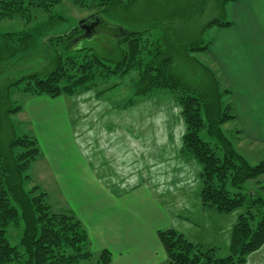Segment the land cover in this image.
I'll list each match as a JSON object with an SVG mask.
<instances>
[{"label":"trees","instance_id":"1","mask_svg":"<svg viewBox=\"0 0 264 264\" xmlns=\"http://www.w3.org/2000/svg\"><path fill=\"white\" fill-rule=\"evenodd\" d=\"M70 1L79 8L93 10L88 17L95 16L87 22L92 25L96 20L105 21L103 13L113 6L120 4V8L129 7L137 0ZM141 1H144V6L147 5L148 0ZM153 1L157 6L156 0ZM231 1L236 0H221L222 17L208 20L202 32L208 28L234 24L226 19V4ZM60 2L0 0V21L21 18L25 26H29L36 13L41 11L50 22L55 16L53 10ZM176 4L174 2L171 6L174 9L169 11L159 7L145 11L148 14L154 11L156 16L164 17L162 23L164 28L172 29L171 36L166 29L162 37L155 41L150 38L152 27L138 29L123 25V36L117 42L125 46L121 47L120 59L116 64L106 62L90 49L74 48L73 52L68 51L69 48L72 50L76 37H73V33L80 31L79 25L69 33L50 38V44L67 41L53 56V44H48L50 48L43 51L45 59L52 61L54 66L47 73L40 75L7 70L3 65L6 57L29 49L34 34L32 28L24 32L0 34V39L5 41L0 47V264H108L112 259L108 249L102 250L96 257L81 219L69 208H55L47 200L49 193L33 183L32 175L28 172L41 155V149L34 134L16 132L11 116L18 114L23 107L14 105L11 89L15 87L27 95L50 97L92 89L101 98L118 84L108 86L105 84L107 79L133 72L136 74L135 96H145L156 89L170 91L177 99L186 123L181 153L195 158L202 165L203 206L221 213H230L246 206V211L239 215L233 226L231 253L225 257L218 256L217 248L194 243L174 229L160 230L158 236L168 257L167 264H245L247 254L264 248V184L252 190L247 188L248 181L264 175V153L259 163L250 164L224 132L223 125L234 120L236 115L231 105L222 104L219 85L215 91L216 99L206 101L204 95L198 94L176 72L174 57L178 52L187 55L207 52L211 45V41L205 42L201 34L200 39L194 41L190 40L192 33L174 29L180 28L183 22H189L193 14L182 16L185 9ZM161 7H164L162 3ZM145 13L140 12L135 16L142 17ZM134 101V98H130V106ZM114 103L120 108L117 100ZM121 105V108H127L125 104ZM204 131L208 139L203 138ZM7 133L9 139L5 138ZM28 185L32 186L28 188ZM21 222L24 224L22 236L17 245H12L8 236L10 227H18Z\"/></svg>","mask_w":264,"mask_h":264},{"label":"crops","instance_id":"2","mask_svg":"<svg viewBox=\"0 0 264 264\" xmlns=\"http://www.w3.org/2000/svg\"><path fill=\"white\" fill-rule=\"evenodd\" d=\"M230 5V13L226 11L234 24L210 29L216 34L208 52L227 80L234 120L244 107L250 113L241 121L245 140L264 144V0ZM55 98L58 103L45 107L47 114L40 108L20 111L31 120L32 112L50 116L63 129L61 136L42 130L34 134L41 155L31 169L40 163L44 175L39 179L47 184H37L59 188L57 207L68 205L81 219L94 252L112 253L108 264H167L158 232L168 228L217 252L230 246L236 218L203 206L202 165L181 153L186 132L181 107L177 113L158 109V120L166 112L172 127L160 133L157 144L155 129H149L154 122L142 119L138 107L120 110L110 97L100 98L92 89Z\"/></svg>","mask_w":264,"mask_h":264},{"label":"rangeland","instance_id":"3","mask_svg":"<svg viewBox=\"0 0 264 264\" xmlns=\"http://www.w3.org/2000/svg\"><path fill=\"white\" fill-rule=\"evenodd\" d=\"M174 2L175 4L177 2V4L182 5L181 9H185L182 13V16L183 14L185 15L187 13H193L189 22H183L180 28L174 27V29L178 28L181 29L182 32L187 31L192 33L190 40L197 41L200 39V36L203 35L205 42L212 41V38L216 34V29L210 30V28H208L203 32L202 29L208 20H211L214 17H222L223 11L221 0H206L204 2H202V0H156L155 3L157 6L154 4L153 0H148L146 6H144V1L137 0L132 6L129 7L120 8V4L113 6L110 11L104 12L103 16L105 21L111 24H117L121 26L124 25L125 27L138 29L152 27L150 38L156 41L162 37L166 29H168V34L171 36L172 29L164 28V23H162V21L164 22V17L160 15L156 16V12L154 11L149 14L145 13V11L153 10V7L165 8L166 11H169L170 9H174L171 7L174 5ZM161 3L164 5V7H161ZM201 5L204 6L203 9L201 8ZM226 9H228V12L230 13V2L226 4ZM53 12L55 13L54 19L49 22L48 16L41 11H38L36 13L37 16L32 20L29 26H25V22L21 18L4 19L0 21V34L24 32L29 28H32V30H29H31L34 34L33 43L29 49L19 52L13 57H6L3 65L7 70L26 71L28 73H38L40 75L47 73L49 70L54 68V66L52 61L45 59L43 56V51L47 48H50L49 45L53 44L54 53L52 54L51 52V55L53 56L55 55L56 51L61 49L63 44L67 41H54L52 44H50V38L56 35L69 33L79 25L80 31H75V33H73V37H76L72 42V50L69 48L68 51L73 52L74 48L90 49L91 52L98 54L110 64H116V62L120 59L121 47H124L125 45L124 43L117 42L119 39V33L117 31H113L111 28H104L102 26H97L95 30L89 31L88 27H84L85 23H81L83 19H86L90 14L93 13V10L79 8L75 6L70 0H61L59 5L54 8ZM140 12H144V16H135L139 15L138 13ZM228 12L226 11V19L231 20V16L227 14ZM4 44L5 41L0 39V47H2ZM62 50L64 51V48H62ZM174 64L176 72L184 79L185 83L190 84L198 94L204 95L206 101H214L216 99L217 95L215 91L219 85V91L222 93V104L224 106L227 104L230 105L231 97L228 94L227 80L224 79V76L219 73L218 69L220 67L218 68V65H215L213 58L208 51L195 52L191 53L190 55L180 51L174 57ZM229 66L232 67V65ZM135 75V72H133L124 76H111L109 79H107L105 84L108 86L116 83L118 84L112 90H108L104 96L110 97L109 101L114 105V100H117L118 103H120V108L118 107L120 110L123 109L121 108L123 107L121 104H125L127 109H129V107H138L137 109L141 111L140 117L142 119H152L154 125L153 123L150 124L151 126L153 125L154 128H152V126L149 129H155L158 131L156 132L153 130V135L157 138L158 144L160 133L162 132L167 134L169 129L172 127V122L168 113H160V121L158 120V109L170 111V113L172 112V109H176L177 113V109L180 106L177 103L178 101L175 96L167 90L155 89L150 91L145 96H135ZM10 95L15 106H22L27 109L40 108V110H44L42 111L44 113H46L45 107H53L56 103H58L56 102L58 100H55V97H50L48 95H27L15 87L11 89ZM66 97L69 98V96ZM130 98H134L135 100L132 106L129 104ZM48 110V114H51V108H48ZM127 113L132 114L130 111H127ZM236 113L239 117L238 121H228L223 125V130L232 139L238 152L244 156L250 164L256 165L262 159L264 153V144L257 143L259 141L255 139L251 140L255 141L256 143H251L250 141L245 140L248 138V135L245 133L241 121H243L244 118L249 117L250 113L245 112V107L243 108L242 113L239 111ZM41 114L42 113L32 112L31 115L33 116V119L31 120L27 112H19L18 114H13L11 116V122L13 123L16 132L19 134H37L40 132V130H42L49 131L50 133H57L61 136L63 131L62 127H60L58 123H53V119L50 116L47 118H42L40 116ZM202 136L205 139H208L209 137L206 131L202 133ZM5 138L9 139V133H7ZM173 140V151H175L174 146L176 145V138ZM163 144L167 147V150L170 149V145L166 139ZM28 173L34 177L33 183L39 182L46 186L47 181H40L44 175V172L43 169H41L39 162L34 168L30 169ZM49 181L51 182L50 179ZM260 184H264V175L260 176L258 179L248 181L247 188L252 190L259 187ZM31 186L32 185H28V188ZM54 188L49 186L44 189L49 193L47 199L48 202L51 203L55 208H58L57 206L59 205V201L61 199H58L57 194H59L60 191H58L59 188L56 187L55 184ZM195 188L196 187H194L192 192L196 194L197 189ZM91 195L92 193L88 195V199ZM79 200H81V197ZM200 201L202 202V199H200ZM192 206L195 210L194 205ZM66 208H69L68 205ZM245 211L246 206H241L233 210L231 215L232 217H235L237 221L239 215ZM23 229V222H21L18 227H10L8 236L12 245H17L19 243ZM230 253V246H222L217 252L218 256L220 257H225ZM98 255L99 253L95 252V256L97 257ZM245 264H264V248L247 254Z\"/></svg>","mask_w":264,"mask_h":264},{"label":"water","instance_id":"4","mask_svg":"<svg viewBox=\"0 0 264 264\" xmlns=\"http://www.w3.org/2000/svg\"><path fill=\"white\" fill-rule=\"evenodd\" d=\"M95 15H92L90 17H87L86 19H83L81 23H85L84 27H88L89 31L95 30V28L98 26H102L104 28H111L113 31H117L119 33V38L123 36V27L122 26H115L112 24H109L105 22L104 20H96L92 25H88L87 22L91 21V19L94 18Z\"/></svg>","mask_w":264,"mask_h":264}]
</instances>
